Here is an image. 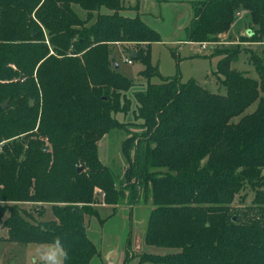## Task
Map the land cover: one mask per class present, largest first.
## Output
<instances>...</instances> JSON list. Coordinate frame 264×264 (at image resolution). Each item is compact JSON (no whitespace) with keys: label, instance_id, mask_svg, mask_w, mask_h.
I'll list each match as a JSON object with an SVG mask.
<instances>
[{"label":"trees","instance_id":"1","mask_svg":"<svg viewBox=\"0 0 264 264\" xmlns=\"http://www.w3.org/2000/svg\"><path fill=\"white\" fill-rule=\"evenodd\" d=\"M191 1L187 43H218L235 15L246 12L244 39L257 48L245 52L256 79L231 68L240 48L218 46L212 76L223 92L161 77L150 64L159 34L138 15L123 16L121 0H0V228L6 242L57 246L63 264H89L98 249L84 217L97 188L111 206L151 196L143 242L172 252L143 253L139 264H264V0ZM73 6L93 23L87 26ZM113 45L143 66L139 76L146 80L144 90L133 93V122L125 125L114 115L125 114L119 95L135 84L115 69ZM153 76L161 83L151 84ZM127 127L135 141L128 196L97 148L111 130ZM44 140L50 151H43ZM19 203H32L29 211L48 204L54 219L34 223Z\"/></svg>","mask_w":264,"mask_h":264},{"label":"rangeland","instance_id":"2","mask_svg":"<svg viewBox=\"0 0 264 264\" xmlns=\"http://www.w3.org/2000/svg\"><path fill=\"white\" fill-rule=\"evenodd\" d=\"M121 1L125 9L121 14L133 17L135 11H133L134 3H132V0ZM190 2L193 1L183 0L180 4L175 0H137V14L139 15V12L143 13V17H145L143 19L159 34L161 39V42L154 43L150 47V64L157 68L159 75L163 78L176 77L182 84L192 80L212 93L223 92L212 76L219 59L218 56L213 54V49L201 51L197 43L184 44L185 42H179L184 39L185 27L191 19L190 10L188 14L185 13V7L189 8ZM129 5L131 6L129 7ZM72 10L82 21L86 22L87 16L84 11L78 6H73ZM102 12L108 13L105 9H102ZM149 12L159 14L160 20L154 21L148 16ZM247 18L246 12L236 14L235 24L227 33L221 36L218 47L231 50L236 47L240 48L239 58L231 68L251 79H256L255 71L249 63V55L245 52L257 48V45L246 42L244 39L247 37L246 31L250 28ZM92 23L93 21L86 22L87 26ZM47 40L46 36L45 42ZM49 50L51 51V47H49ZM112 50L115 54L119 73L135 84L133 88L125 93L124 97L122 94L119 95V105L125 114L117 113L114 115V119L124 125L130 124L133 122L132 113L136 106L133 93L144 90L146 84V80L139 76L143 66L136 62L130 65L127 64L124 61L125 57L120 54L122 51L120 45H113ZM150 83L160 84L161 78L153 76ZM255 107L256 105L253 104L245 113H251ZM234 121H237V119H234ZM127 130H130V133L134 131L132 127L111 130L102 137L97 147L100 162L116 177L118 186L128 187L124 192L126 196H128V191L132 190V187L129 188L132 180L126 177V173L130 167L129 162L135 144V141L128 139ZM3 143H0V147ZM44 146L47 147V151L51 150V146L46 140H44ZM136 187L141 195L140 186L136 185ZM250 197L248 202L251 199ZM93 198V203L86 208L89 211L85 209L87 214L84 217L87 225V236L98 249V254L90 264H100L97 256L101 255V258L104 259L105 253L112 249L116 251L115 255L119 256L117 258L119 259L118 264H123L125 258H128L127 264H139V256L143 253L166 255L172 252L168 249L147 246L142 241L144 240L150 212L153 209L150 195L144 199L145 193H142L140 201L131 203L128 202V197H126L119 204L111 206L104 204V194L95 188ZM237 202L238 198H236L235 206H237ZM30 204L32 203H19L18 206L25 210V214L33 215L32 222L54 219L48 204H33L34 209L29 211ZM5 236L6 232L0 228V241H5ZM125 247L128 251H125ZM0 264H63V259L62 252L57 246L0 242Z\"/></svg>","mask_w":264,"mask_h":264},{"label":"crops","instance_id":"3","mask_svg":"<svg viewBox=\"0 0 264 264\" xmlns=\"http://www.w3.org/2000/svg\"><path fill=\"white\" fill-rule=\"evenodd\" d=\"M176 2H178V3H180V4H182V1L183 0H175ZM132 3H134L133 5H134V9H133V11H135V13H134V16L133 17H136L138 14H137V0H132ZM140 5V4H139ZM164 5H166V4H164ZM131 5H129V7H130ZM168 6V5H167ZM184 7L182 6V9H183ZM186 8V10H185V13H187L188 14V12H189V8H187V7H185ZM139 17H140V19L147 25V26H149L148 24H147V22L143 19V18H145V17H143V13H140L139 12V15H138ZM146 16H147V14H146ZM148 16L149 17H151L154 21H158V19L160 20V16H159V14L158 15H156V14H154L153 12H149L148 13ZM127 17H129V16H127ZM150 27V26H149ZM151 28V27H150ZM179 42H185V38L183 39V40H180ZM184 44H189V43H187V42H185ZM190 44H195V43H190ZM143 241V240H142ZM0 242H6V241H0ZM93 243V242H92ZM94 244V243H93ZM125 251H128L127 250V247H125ZM115 250L114 249H112V250H109L108 252H106L105 253V255H104V259H102L101 258V255L100 256H97L98 258H99V261H100V264H118L119 263V259H117L119 256L118 255H115ZM127 253V252H126ZM131 258H133V257H131ZM92 261V260H91ZM91 263V262H90ZM89 263V264H90Z\"/></svg>","mask_w":264,"mask_h":264},{"label":"built area","instance_id":"4","mask_svg":"<svg viewBox=\"0 0 264 264\" xmlns=\"http://www.w3.org/2000/svg\"><path fill=\"white\" fill-rule=\"evenodd\" d=\"M218 43H199L198 46L201 51H204L206 49H214L215 47L218 46ZM124 61L129 65L132 64V61L128 58H124Z\"/></svg>","mask_w":264,"mask_h":264},{"label":"water","instance_id":"5","mask_svg":"<svg viewBox=\"0 0 264 264\" xmlns=\"http://www.w3.org/2000/svg\"><path fill=\"white\" fill-rule=\"evenodd\" d=\"M117 68H118V65L116 64V65H115V69H117ZM7 104H8V100L5 101V102L2 104V108H5V107L7 106ZM33 104H34L33 101L30 102V105H31V106H33ZM43 151H47V147H46V146L43 147ZM81 170H82V168H79V169H78L79 172H80Z\"/></svg>","mask_w":264,"mask_h":264}]
</instances>
